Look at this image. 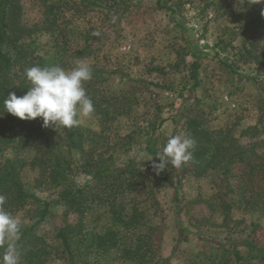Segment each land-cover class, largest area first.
<instances>
[{
	"label": "rangeland",
	"instance_id": "rangeland-1",
	"mask_svg": "<svg viewBox=\"0 0 264 264\" xmlns=\"http://www.w3.org/2000/svg\"><path fill=\"white\" fill-rule=\"evenodd\" d=\"M125 1L129 10L123 13L119 9L110 19L101 9L85 11L81 0H52L57 14L54 26H48L50 14L43 3L21 2V23L36 30L32 37L35 56L66 70L83 60L93 72L84 87L95 113L77 117L80 123L76 127L88 131L89 139L82 158L76 155L73 160L78 165L89 162L91 174L99 167L115 168L118 173L130 162L139 171L130 180L133 190H126L116 202L120 221L112 219L101 194L85 211L63 217L58 190L46 182L47 170L43 171L42 164L31 165L40 153L29 148L0 152V165L6 160L23 161L20 178L26 190L51 203L55 219L37 229L50 252L45 264H65L54 241L55 229L63 225H79L98 233L115 231L120 248L138 247L148 256L145 264L158 260H162L160 264H205L222 252L223 245L225 249L236 245L245 259L242 264H264L244 245L248 242L251 247L264 248L260 210L234 209L228 227H222V216L214 206V175L208 172L197 177L189 161L173 171L186 205L181 222L184 233L178 242L172 190L157 180L150 157L142 151L146 137L140 133L137 143L123 145V138L134 128L155 120L163 121L154 142L159 149L169 137L186 132L188 117L199 122L213 141L232 138L240 146L259 141L257 152L264 154V94L257 86V82L264 84V19L255 20L263 13L264 3L227 0L220 7L209 6L211 0H164L173 8L172 14L157 10L155 0ZM193 62L199 65L196 85L189 77L188 66ZM205 138L199 139L204 142ZM207 146L212 148L214 143ZM91 174L81 173L73 165L76 185L96 193ZM37 207L29 204L6 210L22 228L36 221ZM134 214L137 220H133ZM128 219L130 227L135 224L132 230L124 223ZM120 255V249L92 253L85 264H135ZM228 256L232 258L231 253Z\"/></svg>",
	"mask_w": 264,
	"mask_h": 264
},
{
	"label": "trees",
	"instance_id": "trees-1",
	"mask_svg": "<svg viewBox=\"0 0 264 264\" xmlns=\"http://www.w3.org/2000/svg\"><path fill=\"white\" fill-rule=\"evenodd\" d=\"M22 1L24 0H0V152L7 149L21 152L29 148L36 149L40 153V158H36L31 165L42 164L45 167L43 171L47 170L46 182L58 190V201L64 207L63 217L85 211L94 201L100 199L101 195H104L112 219L120 221L116 212V202L126 190H133L130 180L139 172L136 170L134 162H130L118 173L115 172V168L99 167L96 172L91 174L87 170L91 165L89 162L78 165L74 161L76 155H79L81 159L85 154L84 146L89 139L88 131L73 127L71 130L65 129L61 133H56L59 128L53 129V125L43 127L39 117L29 121L20 120L6 112L3 113V100L8 97L10 92L21 97L28 91L30 85L25 78L26 69L32 66H54L50 62L46 64L41 56H35L36 46L32 37L36 30L21 23ZM31 1L43 3L50 14L48 26H54L57 14L52 0ZM81 3L85 11L101 9L108 14L110 19L119 9L123 13L129 10L125 0H81ZM226 3L227 0H216V2L211 0L209 6L214 4L222 7ZM155 7L157 10L172 14L174 11L168 1L164 0H155ZM262 12L264 13V9ZM263 19L264 14L257 15L255 18L257 22ZM83 39L88 42L86 36H83ZM176 57L179 60V56ZM36 60L39 61L35 62ZM188 69L189 77L196 85L199 65L193 62L188 66ZM257 86L264 94V84L257 82ZM262 105L264 106V98ZM101 113L104 117H108L105 111L101 110ZM185 119L187 122L186 132L198 141V146L193 152V159L190 161L195 175L204 177L208 172L214 175L213 199L215 208L222 216L221 226L228 227L230 214L234 209H250L249 207H252V209L260 210L264 215V154L257 152L262 143L254 141L246 146H240L232 138H228L227 142L220 139L213 141L200 128L199 122L188 117ZM156 123L155 120L148 121L145 126L134 128L123 138V145L131 147L137 143L136 137L140 133L141 136L146 137L142 144V151L151 158L152 165L159 162L155 153L162 150L166 143H161L162 147L159 149L155 147L156 132L163 121ZM204 135L206 138L202 142L199 138ZM208 142L214 143V146L210 148L207 146ZM17 161L18 164L15 161L6 160L4 164L0 165V194L7 197L5 208L21 209L25 205L38 204L35 213L36 221L21 228L22 235L17 246L21 251V264H45V258L50 256V252L37 235V229L46 220H54L55 215L51 211L50 202L41 201L26 190L20 178V168L24 162ZM74 164L79 172L91 174L92 181H95V186L98 187L97 194L92 193L93 190L86 191L84 186L76 185L72 179ZM174 169L168 164L165 170L159 174L155 173L157 180L172 190L174 219L178 229L179 242L184 233L181 222L186 205L180 195L179 182L174 181ZM137 216L134 214L133 220H137ZM130 222L131 220L128 219L124 223L132 230L131 227H135V224L130 227ZM54 241L60 258L65 264H85L86 258L92 253H106L114 249L121 250L120 256L124 261H132L135 264H145L148 261L146 259L148 256L142 253L138 247L120 248L117 233L112 230L98 233L84 230L79 225H63L55 229ZM244 245L249 251L254 252L261 262H264V248L251 247L248 242H245ZM222 252L205 264H242L245 260L237 251L236 245L229 246L228 249H225L223 245ZM228 253H231L232 258L228 256ZM248 257L253 258L251 254ZM160 263H163L162 260H158L155 264ZM188 264L198 263L194 261Z\"/></svg>",
	"mask_w": 264,
	"mask_h": 264
},
{
	"label": "clouds",
	"instance_id": "clouds-1",
	"mask_svg": "<svg viewBox=\"0 0 264 264\" xmlns=\"http://www.w3.org/2000/svg\"><path fill=\"white\" fill-rule=\"evenodd\" d=\"M250 3H264V0H250ZM25 78L30 85L28 91L21 97L10 92L3 100V113L20 120L39 117L43 127L51 124L62 131L78 126V116L92 117L95 113L93 101L84 87L93 78L92 69L85 61H79L68 70L60 66H32L25 70ZM195 147L196 141L190 133L171 136L162 150L155 153L159 162L152 167L157 174L168 164L179 169L193 159ZM6 202V195L0 194V264H21V251L17 246L22 235L21 224L6 210Z\"/></svg>",
	"mask_w": 264,
	"mask_h": 264
}]
</instances>
